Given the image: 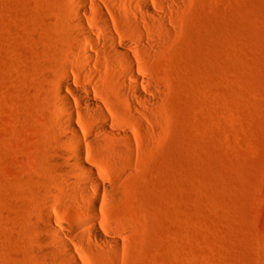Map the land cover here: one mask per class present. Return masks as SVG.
<instances>
[{
	"label": "rangeland",
	"instance_id": "374dc122",
	"mask_svg": "<svg viewBox=\"0 0 264 264\" xmlns=\"http://www.w3.org/2000/svg\"><path fill=\"white\" fill-rule=\"evenodd\" d=\"M87 1L133 36L113 11L138 13L132 0ZM149 1L164 20L143 24L158 40L138 60L149 103L134 109L117 96L111 68L94 76L117 126L101 138L109 147L85 149L110 184L91 221L119 242L113 257L76 226L87 204L66 185L78 182L66 173L72 161L56 129L70 0H0V264L69 263L46 214L83 264H264V0ZM119 126L131 133L128 150L113 146Z\"/></svg>",
	"mask_w": 264,
	"mask_h": 264
},
{
	"label": "bare ground",
	"instance_id": "6f19581e",
	"mask_svg": "<svg viewBox=\"0 0 264 264\" xmlns=\"http://www.w3.org/2000/svg\"><path fill=\"white\" fill-rule=\"evenodd\" d=\"M89 2L87 0H70L68 4L69 9L66 13L74 27L70 37L72 46L67 54L70 62L63 67L64 70L60 71L62 79L57 84V95L53 99L52 105L56 104L61 109L57 128H55L62 132V138L65 140L63 145L72 161V166H65L66 173L76 175L78 182V185L73 187L68 179L66 185L70 187L71 196L75 200L80 196L86 200L85 203L87 204H85L87 206L86 210L84 209L85 213L79 217L82 223L80 222L76 226L84 228L87 235H94L95 240L106 253L109 252L113 257H117L120 245L117 239L108 235L104 229L91 221L99 217L97 210L103 202L101 193L109 189L110 184L102 178L101 171L97 166L89 162L86 163L85 156H88V154L85 149L102 146L104 142V145L108 144L109 147L111 141H102L101 138H110L111 127L117 126L116 121L105 113L98 99L101 93L95 80L99 77L94 80V76L95 74L100 76L101 74H108L110 72L106 68H111V76L113 75L112 77L116 81L117 96L129 98L128 103L134 109H137L140 102L143 104L149 103V96H151L152 91L149 88L147 78L141 73L138 60L141 54L143 55L148 49L155 50L158 46V40L143 24L147 18L148 21L153 23H162L164 20L153 9L149 0H132L130 6L138 12L134 14L124 12L115 4L113 11L118 21L129 20L133 36L127 39L125 35L120 34L116 19L111 13L104 11L97 2H92L95 7L93 9L89 7V5H92ZM97 15L100 16V21H95ZM80 60L81 63L77 65V61ZM89 63H93L95 68L85 66ZM72 67L77 69L75 73L81 71L83 75L84 86L81 88H77L71 83V76L67 72L73 70ZM154 91L156 90L154 89ZM70 96L75 100L74 103L71 101ZM49 104L51 105V102ZM80 104H82L84 110L81 107L79 108ZM82 111L91 116L90 119L93 120L92 128L87 127L85 123V125L80 124L82 122ZM117 128L119 132L113 138V146L120 147L122 151L128 150L132 141L131 133L125 126ZM109 192L112 191L109 190ZM84 199L83 201H85ZM45 218L48 231L56 238V245L59 249L58 254L63 252L62 256L59 255L62 258L61 260L64 261L63 258H65V261L69 262L68 264H83L74 247L67 241L68 238L71 240L70 235L66 232L62 233L61 229H58L61 227H56L49 214L48 216L46 214Z\"/></svg>",
	"mask_w": 264,
	"mask_h": 264
}]
</instances>
